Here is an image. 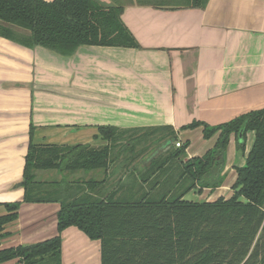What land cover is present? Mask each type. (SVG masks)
<instances>
[{
	"label": "crops",
	"instance_id": "crops-1",
	"mask_svg": "<svg viewBox=\"0 0 264 264\" xmlns=\"http://www.w3.org/2000/svg\"><path fill=\"white\" fill-rule=\"evenodd\" d=\"M98 1L123 7L121 20L140 49L81 46L61 56L0 38V90L7 91L1 86L9 85L16 99L4 113L8 123L0 128V203L23 197L19 184L30 124L35 128L34 143L50 145L96 144L93 138L100 126L137 130L136 134L160 128L159 135L165 132L161 128L169 127L179 143L188 144L185 162L212 149L218 134L205 140L201 127H182L193 121L216 126L264 108V0H208L203 9L164 8L140 0ZM231 142L238 144L234 136ZM253 142L254 133L248 132L245 151L235 155L236 164L225 165L219 188L198 195L193 189L183 199H229L236 180L233 168L244 165ZM158 146L142 152L140 144L129 154L115 149L116 158L103 173V191L124 181L141 189L138 175L148 172L147 158ZM58 209L55 203L22 205L18 219L5 226L7 236L0 249L53 237ZM61 263L101 264L100 243L75 227L67 228L62 233Z\"/></svg>",
	"mask_w": 264,
	"mask_h": 264
},
{
	"label": "trees",
	"instance_id": "trees-1",
	"mask_svg": "<svg viewBox=\"0 0 264 264\" xmlns=\"http://www.w3.org/2000/svg\"><path fill=\"white\" fill-rule=\"evenodd\" d=\"M207 2L184 0L180 6L203 9ZM122 12V6H105L98 0H0V38L61 56L81 46L140 49L121 20ZM198 127L204 139L218 134L217 141L203 156L184 162L188 144L176 148L178 138L169 127L161 128L165 132L159 135L160 128L136 134L137 130L100 126L93 138L96 144L50 145L34 143L35 128L30 124L19 184L23 197L0 203V244L7 236L5 226L18 219L26 204H58L56 234L0 249V264H62V233L69 227L100 243L101 264H264V108L216 126L193 121L182 130ZM248 132L254 133V143L244 165L236 168L233 195L214 202L184 200L193 189L201 192L222 185L230 138L234 136L244 151ZM171 139L173 146L148 164L147 173L138 175L139 190L135 182L124 181L107 192L103 179L83 178L91 172L106 174L115 149L129 154L142 144L145 152ZM46 171L62 177L38 180L37 173ZM79 173L83 177L69 180Z\"/></svg>",
	"mask_w": 264,
	"mask_h": 264
},
{
	"label": "rangeland",
	"instance_id": "rangeland-1",
	"mask_svg": "<svg viewBox=\"0 0 264 264\" xmlns=\"http://www.w3.org/2000/svg\"><path fill=\"white\" fill-rule=\"evenodd\" d=\"M141 3H147V4H150L152 6H159V7H164V8H168V7H176V6H180V5H183L184 3V0H140ZM3 89H6L7 88V91H3V90H0V112L3 111V114L0 113V122H1V126L0 128H2L3 124L2 123H8V118H7V115L4 114V113H7V111H9V109L11 108V102L12 100H16V99H13L11 98V93L14 92L13 89H8L10 88L9 85H5L3 84L1 86ZM16 98V97H14ZM10 105V106H9ZM19 107L22 108V104H19ZM5 123V124H6ZM17 127L20 126L19 124L16 125ZM206 140V139H205ZM195 144H197L196 142H194ZM254 143V142H253ZM99 145H101V143H98ZM97 144V145H98ZM185 143H181V146L184 145ZM152 142H150L148 144V146H152ZM236 145V144H232V142L230 144H228V147H230L229 149L227 148L226 149V152H225V165L228 164L229 166L231 165H234L236 164L235 163V155L237 154V157L240 156V154H242V152L245 151V148H244V151L240 150V149H237L236 146H235V149H233V146ZM245 145L246 144V141H245ZM238 147V146H237ZM187 148L188 146L184 149V156L186 157L187 155ZM252 148V147H251ZM251 150V149H250ZM249 150V152H250ZM240 151V152H239ZM248 152V153H249ZM247 153V155H248ZM126 154H128L126 152ZM163 155V154H162ZM246 155V156H247ZM203 156V155H202ZM245 156V158H246ZM161 156H159L160 158ZM201 157V156H200ZM193 158H197V157H193ZM192 159V158H191ZM175 166V165H174ZM236 168H239V167H234L233 170L235 171L236 173ZM78 175V174H77ZM82 175V173H79V176ZM225 175V173H224ZM77 176H71L69 178V180H72L74 178H76ZM83 177V176H81ZM227 177L229 178V175H227ZM236 177H237V174H236ZM37 178L38 180L40 181H53L54 179L58 180L60 179L58 174L54 171H46V172H39L37 173ZM228 178H227V181H228ZM103 179V171H99V172H91L90 174H88V176H86L85 180H102ZM225 179V178H224ZM230 180V179H229ZM236 181V180H235ZM115 182V180L113 181ZM224 182V181H223ZM229 182V181H228ZM235 183V182H234ZM223 184V183H222ZM234 185V184H233ZM232 185V186H233ZM231 186V188H232ZM113 187H110L109 188V185L108 186H105V189H107L106 191L109 192ZM137 189V188H136ZM138 190V189H137ZM203 191V190H202ZM196 194H201L199 193L198 191L196 192ZM196 195V196H197ZM198 198V197H197Z\"/></svg>",
	"mask_w": 264,
	"mask_h": 264
},
{
	"label": "water",
	"instance_id": "water-1",
	"mask_svg": "<svg viewBox=\"0 0 264 264\" xmlns=\"http://www.w3.org/2000/svg\"><path fill=\"white\" fill-rule=\"evenodd\" d=\"M173 144H174V140L171 139L159 145L148 156L146 163L149 164L153 159L159 157L162 153H165L166 151H168L171 148V146H173Z\"/></svg>",
	"mask_w": 264,
	"mask_h": 264
},
{
	"label": "built area",
	"instance_id": "built-area-1",
	"mask_svg": "<svg viewBox=\"0 0 264 264\" xmlns=\"http://www.w3.org/2000/svg\"><path fill=\"white\" fill-rule=\"evenodd\" d=\"M175 147L176 148H180L181 147V143H179V142L175 143Z\"/></svg>",
	"mask_w": 264,
	"mask_h": 264
}]
</instances>
